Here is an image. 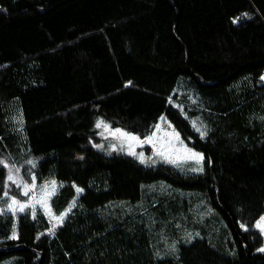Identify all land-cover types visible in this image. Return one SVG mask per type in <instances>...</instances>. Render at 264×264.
<instances>
[{"label": "trees", "instance_id": "obj_1", "mask_svg": "<svg viewBox=\"0 0 264 264\" xmlns=\"http://www.w3.org/2000/svg\"><path fill=\"white\" fill-rule=\"evenodd\" d=\"M263 74L264 0H0V162L76 198L1 213L0 263L264 264ZM163 117L201 173L93 147Z\"/></svg>", "mask_w": 264, "mask_h": 264}, {"label": "rangeland", "instance_id": "obj_2", "mask_svg": "<svg viewBox=\"0 0 264 264\" xmlns=\"http://www.w3.org/2000/svg\"><path fill=\"white\" fill-rule=\"evenodd\" d=\"M261 79L264 82V74ZM12 120L16 125H21L22 123L20 111L15 106L12 109ZM105 131L103 139L101 138L98 143L93 145L95 149L104 153L126 154L149 166L170 164L184 174H198L203 170V155L189 147L183 141L174 125L164 117L160 119L153 133L144 139L133 133L119 128H111L110 126H107ZM2 165L6 172V194L0 199V214L6 213L17 217L23 213L35 214L40 211L49 223V228L45 233L49 237L53 236L63 221L57 218L62 213L67 212L68 214L71 211L74 206L73 201L76 198L71 200L63 211L55 213L51 200L60 188L58 183L48 182L42 185H37L34 181L27 183L18 164L9 158H3ZM12 185H14L16 193L10 195L8 187ZM144 187L145 185L142 186V189ZM77 189L80 188H76L78 196L82 191L78 192ZM262 218H264V215L255 223L254 228L262 235L263 246L258 251L264 253V251H261V249H264V219ZM15 262L16 258L11 257L0 264H14Z\"/></svg>", "mask_w": 264, "mask_h": 264}, {"label": "snow or ice", "instance_id": "obj_3", "mask_svg": "<svg viewBox=\"0 0 264 264\" xmlns=\"http://www.w3.org/2000/svg\"><path fill=\"white\" fill-rule=\"evenodd\" d=\"M102 123H103L102 121L99 122V123L97 124V127H99ZM105 127H107V126L105 125ZM117 131H119V130H117ZM201 135H203V133H201ZM0 163H2V162H0ZM10 178H11V177H10ZM77 191L79 192V191H82V190H81V189H77ZM13 203H15V201H13ZM74 203H75V201H73V204H74ZM69 211H70V208H69ZM65 215H67V212L62 213V214L60 215V217H58L57 219H59V220L62 221ZM262 219H264V218H262ZM261 251H264V249H261Z\"/></svg>", "mask_w": 264, "mask_h": 264}]
</instances>
